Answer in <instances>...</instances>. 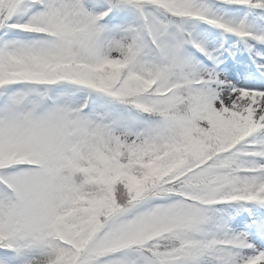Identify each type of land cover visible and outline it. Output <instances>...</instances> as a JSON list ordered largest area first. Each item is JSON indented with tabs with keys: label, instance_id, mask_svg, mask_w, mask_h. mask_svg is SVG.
Listing matches in <instances>:
<instances>
[{
	"label": "snow or ice",
	"instance_id": "6c2138e0",
	"mask_svg": "<svg viewBox=\"0 0 264 264\" xmlns=\"http://www.w3.org/2000/svg\"><path fill=\"white\" fill-rule=\"evenodd\" d=\"M0 264H264V0H0Z\"/></svg>",
	"mask_w": 264,
	"mask_h": 264
}]
</instances>
